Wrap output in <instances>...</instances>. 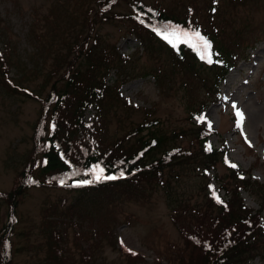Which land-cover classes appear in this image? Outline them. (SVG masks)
<instances>
[{"label": "trees", "instance_id": "obj_1", "mask_svg": "<svg viewBox=\"0 0 264 264\" xmlns=\"http://www.w3.org/2000/svg\"><path fill=\"white\" fill-rule=\"evenodd\" d=\"M187 2L196 3L195 0H181L185 9L178 13L148 5L143 0H52L53 6L48 14L33 13L28 34L30 41L35 40L33 44L36 47L31 61L41 66L52 59L47 70L49 88L45 97L32 90L28 92L15 82L11 66L13 62H18L17 55H13L17 49L8 35L0 41V80L5 91L9 94L22 93L39 102L29 156L15 176L12 188L0 190V201L6 205L7 211L6 220L0 226V264H13L12 236L20 221L19 201L32 187L72 194L69 206L59 209L66 203L65 198H60L44 210L40 232L47 239L46 264H94L99 240H88V245L83 246L79 240H86L89 236L91 239V233L75 231L71 234L66 223L76 226L82 223L77 220L74 223L70 218L80 216L85 209L88 215L89 210L94 214L95 208L103 219L116 221L118 212L122 211L117 201L144 199L158 190H162L168 202L172 203L171 220L179 230L183 245L179 246L166 237L161 239L155 251L154 264H249L256 258L264 260V187H258L257 180L251 181L248 173L242 178L245 171L239 174L238 170L231 168L228 174L231 179L224 181V177L214 173L218 186L213 191L207 190L210 179L204 171L212 169L215 172L217 163L224 161L225 153L224 146H208L207 139L212 131L202 124L190 131L194 134L190 144H196L195 149L176 143V139L185 134L184 130L172 134L161 132L158 121L147 117L115 140L104 141L98 136L103 127L106 128L104 115L108 102L113 98L115 102L121 100L118 88L128 76L122 73L127 56L118 53L114 44L99 42L96 29L100 23L127 21L129 32L136 35L145 51L157 52V59H161V53L165 55L163 67L154 65L151 70L161 87L174 83V77L180 75L189 80L190 90L197 88L209 100L216 99L218 86L236 63L233 58L236 47L218 44L215 48L213 38L201 26L198 27L193 14L187 10ZM120 3L126 4L127 12L115 10ZM242 3L245 1L241 0ZM198 11L201 12V8ZM215 12L216 6L210 16ZM40 20L43 24H39ZM42 26V30L35 31ZM169 26L189 31L198 29L210 42L212 62L202 59L200 49L191 42L169 43L163 35L157 34V30L162 33ZM2 34L0 31V36ZM153 39L157 41V46L153 44ZM82 60L87 63V68L83 70L79 68ZM18 63L26 69V63ZM113 68L122 75L111 85L107 84V74ZM202 71L208 75L200 76ZM148 74L147 70L143 73ZM121 101L124 106L129 105L126 100ZM204 106L205 103L200 100L191 116ZM90 107L95 109V114L88 121L85 113ZM143 110L145 114L151 112L150 109ZM184 165L192 166L199 172L200 202L190 203L183 199L172 185L171 180L180 181ZM96 176L101 178L97 180ZM106 176L117 178L107 180L103 178ZM86 180L91 182L83 183ZM246 186L260 189L258 209L245 205L240 190ZM221 190L225 193L224 197L219 196ZM94 216L102 219L95 214L90 219ZM97 225H102V229L95 230L96 234L107 238L113 246L118 244L110 223L97 222ZM71 235L77 248L76 254L68 245ZM118 249L131 262H145L142 253L124 250L122 246Z\"/></svg>", "mask_w": 264, "mask_h": 264}, {"label": "rangeland", "instance_id": "obj_2", "mask_svg": "<svg viewBox=\"0 0 264 264\" xmlns=\"http://www.w3.org/2000/svg\"><path fill=\"white\" fill-rule=\"evenodd\" d=\"M143 1L148 5L160 6L178 13L185 9L180 3L181 0ZM195 1L196 3L187 2V10L193 14L192 18L198 27L201 26L213 38L215 48L218 44L236 47L233 54L236 65L229 69L219 85L220 94L217 100L212 102L205 97L203 91L198 92L197 88L190 90L189 80L180 75L174 77V83L161 87L156 83L151 70L154 65L160 64L163 67L165 55L161 53V59H157V52L145 51L136 35L129 32L130 25L127 21L100 23L96 29L99 42L114 44L115 50L128 58L123 62L122 72L128 76L119 86L118 92L121 100H126L129 105L124 106L121 100L115 102V98L109 100V107L104 115L106 128L103 127L98 133L99 139L115 140L132 125L147 117L158 121V130L161 132L172 134L184 130L185 134L178 137L176 143L195 149L196 144H190V139L194 136L190 131L202 124L208 130L217 131L209 136V146L218 148L223 145L226 153L224 161L217 163L215 172L212 169L204 171L210 179L207 190L213 191L218 186L214 173L224 177V181L231 179L228 176L231 168L238 170L239 174L245 171L242 177L249 174L251 181L257 180V186L264 187V0H244L245 3L242 4L241 0ZM51 6L52 0H0V31L3 32L0 41L8 35L18 52L13 55H17L18 62L27 64L26 69H22L20 63L13 62L11 76L18 85L25 87L28 92L32 90L40 94L41 97H45L48 92L49 81L46 76L52 59L41 66L36 65L34 60L31 61L36 47L33 44L35 40L30 41L28 34L33 13L48 14ZM214 6L216 12L210 16ZM198 8H201V12ZM115 10L123 13L127 12L128 8L126 4L120 3ZM39 24H43V21L40 20ZM42 29L43 26L35 31ZM153 44L157 46L158 43L153 39ZM79 68H87V63L82 60ZM146 70L150 74L143 75ZM118 71L113 68L108 72L107 84L113 85L121 78L122 73ZM27 75L29 78H26ZM207 75L206 71L200 74ZM200 100H203L205 106L199 107L200 111L191 116L199 106ZM143 109H150L151 112L145 114ZM237 110L242 113L239 128L236 125ZM38 114L39 102L36 99L22 93H7L0 80L1 190L8 191L12 188L15 176L29 156L33 144V124ZM94 114L95 109L88 108L85 113L86 120H91ZM179 178V182L171 180L177 194L190 203L200 202L202 192L199 189V172L192 166L184 165ZM257 186H246L240 190L245 205L252 209H257L261 201L258 192L260 189ZM219 196L224 197L225 193L221 190ZM60 198L66 199V203L58 207L63 209L69 206L72 194L46 187H32L21 196L18 207L20 221L12 236L13 264H46L47 239L40 232V223L44 210ZM116 204L122 209L118 212L116 221L103 219L95 208L93 213L102 219L95 216L90 219L94 214L89 210L88 215L86 209L81 212L76 210L81 213L80 216L68 217L74 223L76 220L82 223L79 226L66 223L71 234L75 231L91 233V239L89 236L86 240H79L83 246L88 245V240H99L94 264H136L124 257L118 249L120 246L127 251L142 253L145 262L138 264H154L155 251L161 239L166 237L179 246L183 245L179 230L171 220L172 203L168 202V197L162 190L152 192L144 199H125L122 202L117 201ZM6 213V205L0 201V226L6 220ZM125 217L128 218L127 221ZM97 222L112 225L118 244L113 246L107 238L95 233V230L102 229V225H97ZM68 245L76 254L77 248L73 245L72 235ZM249 264H264V260L256 258Z\"/></svg>", "mask_w": 264, "mask_h": 264}, {"label": "snow or ice", "instance_id": "obj_3", "mask_svg": "<svg viewBox=\"0 0 264 264\" xmlns=\"http://www.w3.org/2000/svg\"><path fill=\"white\" fill-rule=\"evenodd\" d=\"M157 34L163 35L165 39L169 40V43H173V41H175L176 43L191 42L194 47H198L200 49L201 54H202L201 55L202 59L206 58L209 63L212 62L211 52H210V47H211L210 42L204 36L201 35L198 29L189 31V30L182 29L179 26H169L162 33L159 30H157ZM233 107H235V105H233ZM236 115L238 117L236 121V125L239 128L241 126L242 113L239 112V110H237ZM200 119H204V118L200 117ZM232 167H236V165H232ZM101 171L103 170L101 169ZM121 175H123V173H121ZM100 178H101L100 176H96L97 180H99ZM103 178L107 180H112V179H116L117 177L106 176ZM90 182L91 181H87V180L83 181V183H90ZM60 183L63 184L64 181L61 180Z\"/></svg>", "mask_w": 264, "mask_h": 264}]
</instances>
